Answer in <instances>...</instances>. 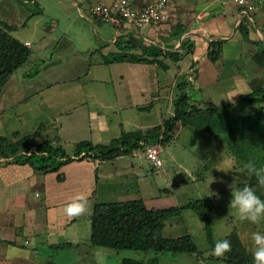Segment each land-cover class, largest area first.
I'll use <instances>...</instances> for the list:
<instances>
[{"label":"crops","instance_id":"crops-1","mask_svg":"<svg viewBox=\"0 0 264 264\" xmlns=\"http://www.w3.org/2000/svg\"><path fill=\"white\" fill-rule=\"evenodd\" d=\"M53 1L70 20L73 14L87 21L92 33L77 28L69 20L64 27L58 23L55 28L41 27L39 37L33 38L35 44L29 37L11 35L23 44L29 42L26 47L30 55L25 62L40 60L43 65L34 72L27 69L19 75L16 70L5 83L0 93V127L3 125L0 137L17 141L52 127L53 136L46 140L56 137L60 144L73 146L80 141L108 145L123 134L144 135L153 127L162 126L165 118L151 123L139 117L153 109L171 110L169 107H173L180 93H185L188 102L198 107L213 105L228 109L241 102L243 95L264 88V0H247L254 6L253 22L239 15L240 6L235 0H164L166 18L157 27L134 29L127 25L119 31L88 13L91 6L99 2L111 4L114 0ZM128 1L141 8L159 0ZM22 6V0H0V21L16 28L22 26ZM26 13L27 21L33 19L35 13L27 9ZM37 29L36 21L32 33ZM214 41L221 44L218 57L212 61L208 50ZM121 43L135 46L134 53L145 47H157L162 52L158 58L162 66L157 62H108L106 58L111 53L121 50ZM93 45L97 46L91 48ZM92 59L97 60L92 62ZM171 94L173 98L168 106ZM8 112L11 114L6 116ZM109 113L116 114L114 121L108 118ZM111 127L115 128L114 136L109 138ZM35 144L28 150H33ZM142 148L112 160L74 159L58 172L48 173H39L11 157H0V264H53L50 250L71 247L77 232L65 239L60 230L76 219L50 216V209L67 205L80 194L89 200L95 198L99 179L110 180L109 174L118 170L115 164L119 161L120 165H131L141 177L145 172L143 167L124 160L129 157L145 160ZM146 162L148 172L161 169L165 174L163 159L161 166ZM178 166L192 178L190 169L182 164ZM191 182L195 181L191 179ZM241 182L239 177L236 186ZM107 190L110 189H103ZM163 190L166 193L157 197L138 198L147 207L151 203L153 208H163L167 197L174 200L175 189L171 185L170 190ZM213 192L209 189L204 197H211ZM156 203L162 206H155ZM50 218L62 223L56 225L58 231L50 233ZM233 220L241 225L237 232L242 244L253 252L251 234L264 232V224L250 223L244 228L238 217ZM247 239L253 248L244 244ZM216 258L223 260L222 256Z\"/></svg>","mask_w":264,"mask_h":264},{"label":"rangeland","instance_id":"rangeland-1","mask_svg":"<svg viewBox=\"0 0 264 264\" xmlns=\"http://www.w3.org/2000/svg\"><path fill=\"white\" fill-rule=\"evenodd\" d=\"M22 1L24 4V6H22L23 9H20L21 15L23 14V19L21 21L22 26L17 27L10 33L14 37H29L35 44L37 41H33V38L36 40L39 37L41 27L55 28L57 23L61 27H64L69 23V15H65L66 12L62 10L63 8L61 6L58 4L54 5L53 0H36L40 5L39 7L37 6L38 4L35 5L32 0H26L27 2L25 0ZM26 9L30 13H35L33 19L27 21L28 15ZM36 21L38 22V29L34 31L33 34L32 28ZM70 21L73 22V25L77 28L81 27L88 33H92L88 29L89 25L87 24V21L83 19L81 20L77 16L74 17L73 14L71 15ZM96 46L97 45H93L91 48H95ZM95 60L97 59H92V62H95ZM42 65L43 64L40 60L36 62H33V60L27 61L17 69L16 75H19L22 71L27 69L34 72L35 69L41 68ZM172 98V94L170 97L168 95L169 103ZM241 100V102L232 105V107L226 110L233 116H247L254 114L260 107L264 108V102H248L243 99ZM170 105L171 103L168 106ZM169 108L173 109V107ZM172 109H153L141 115L139 119H148L151 123H154L162 120V118L167 119L170 117L173 114ZM10 114L11 112H8L6 116H9ZM109 114L108 118L114 121L116 114ZM92 125L94 126V124ZM2 128L3 125L0 127V131L3 130ZM52 129V127L40 129L34 134L35 142L39 143L50 138L51 135L53 136ZM114 129L115 128L112 127L110 128V132L108 133L109 138L114 136ZM94 133L96 132L94 131ZM158 145L161 147L162 152L160 156L164 161L163 168L166 177L161 169L148 172V163L137 157L125 158L124 161L130 160L132 161L133 166L137 165V163L142 166L145 172L141 177H139V174H135V170L131 165H120V161L116 163L115 168H118V170L114 168L115 170L109 174L112 179L110 178V180H106L104 177L101 178L102 180L99 179L97 183L98 198H96V196L89 200L91 205L89 212L83 216L75 217L76 220L74 222L67 223L60 230V233H62L64 235L63 237L67 240L73 237V231L77 232V237L76 235L74 236L75 244L71 247L62 249L53 248L50 250V259L53 264H121L124 259L140 261L142 264H229L213 255V249L206 238L203 225L196 213L190 209H184L178 217L166 220L161 232L163 236L170 238L181 237L188 234L191 236L197 247L196 253L112 249L90 244L89 218L93 210L92 205L94 202L96 204L117 202L138 198L140 196L150 199L165 194L166 192L163 189L167 188L170 190L172 185V188L175 189L174 195H172L174 200L169 199V196L167 197V202H164L163 205L165 204L164 207H168L177 203L182 206L190 200L203 198L208 194L209 189L210 191L213 189L215 190V192H213L214 195L210 197L214 210L212 239L217 242L219 240H224V238L233 230L237 232V227L239 229L241 226L237 225L236 223L238 222L233 220L235 217H238L236 210H230L229 208V202L232 198L231 189H225L233 184L234 181L237 182L240 177L242 182L239 184L240 186L237 185L238 187H242L244 184L253 181V184L250 186L256 190L257 195L261 197L264 194V188H260L257 183L252 180V177L247 175L246 171L243 170V163L219 137L212 136L208 132H203L202 130L193 127L183 126L179 123L176 136L170 141V143L168 145L165 144L166 146L161 144ZM61 146L67 154H73L74 146L72 144H61ZM163 146L165 147L163 148ZM23 149L24 148L21 150ZM179 164H182L187 170L190 169V171H188L193 175L191 179L195 182H191V179L184 174V169H181V166H178ZM104 167L105 164H103L102 169ZM81 169H86V167ZM221 169L222 171H220ZM222 188H225L224 191ZM103 189L110 190L103 191ZM161 204L162 203H156L155 206H162ZM151 205L152 204L150 203V206L148 207L151 208ZM65 206L66 205L50 209V216H63L64 218L61 219H66L67 215L64 212ZM224 217L226 221H223ZM54 221L57 220L50 218V233H52L53 230H57L55 228L56 225L62 224ZM241 222L243 223L244 228L250 224L248 221ZM262 223L264 224V221L259 223V225ZM247 240L248 242L244 240V244H246L248 248H253L252 242H250L249 239Z\"/></svg>","mask_w":264,"mask_h":264},{"label":"trees","instance_id":"trees-1","mask_svg":"<svg viewBox=\"0 0 264 264\" xmlns=\"http://www.w3.org/2000/svg\"><path fill=\"white\" fill-rule=\"evenodd\" d=\"M15 29V26L0 21V93L9 77L30 55L29 48L11 36L10 33ZM123 43L119 52L111 53L106 58L108 62H157L162 66L158 60L162 52L157 47H145L140 53H134L132 50L135 46ZM220 44V41H214L209 45L208 56L212 61L219 55ZM170 55L177 56L176 53ZM241 98L248 102L262 103L264 89L254 90ZM179 123L221 138L243 165L248 161H254L257 167L264 166L263 107L252 115L233 116L226 109H218L213 105L201 108L190 104L185 93H180L173 101V115L165 119L162 126H155L144 135L123 134L112 139L108 145L80 141L74 145L72 155L66 153L56 137L36 143L31 151L28 149L35 143L34 135L24 136L17 141L0 137V157H11L15 162L28 164L39 173L58 172L64 164L74 159L112 160L130 154L146 144L165 145L172 140ZM22 148L24 149L21 150ZM252 180L256 183L254 176ZM248 184L252 185L253 181ZM261 199H264V194ZM184 209L196 213L203 225L206 238L214 249L216 244L212 239L214 210L210 197L190 200L182 206L163 208H148L140 198L95 204L89 218L90 244L112 249L196 253L197 247L188 234L170 238L163 236L161 232L164 222L178 217ZM224 239L231 242V251L222 256L225 262L254 264L252 252L244 247L235 230ZM121 264L142 263L124 259Z\"/></svg>","mask_w":264,"mask_h":264},{"label":"clouds","instance_id":"clouds-1","mask_svg":"<svg viewBox=\"0 0 264 264\" xmlns=\"http://www.w3.org/2000/svg\"><path fill=\"white\" fill-rule=\"evenodd\" d=\"M249 177H255L260 188H264V166L257 167L254 161H248L243 165ZM232 198L229 208L235 209L241 221H248L252 224H259L264 221V199L257 195L256 190L249 184L242 187L236 186V181L229 185ZM89 199L80 194L73 198V201L64 208L65 214L70 218H75L87 214L90 210ZM251 240L254 244L252 252L254 264H264V232H253ZM231 251V242L227 239L216 242L213 255L220 257Z\"/></svg>","mask_w":264,"mask_h":264},{"label":"built area","instance_id":"built-area-1","mask_svg":"<svg viewBox=\"0 0 264 264\" xmlns=\"http://www.w3.org/2000/svg\"><path fill=\"white\" fill-rule=\"evenodd\" d=\"M235 1L240 6L239 15H243L253 22L251 13L254 11V6L247 0ZM164 2V0H159L141 8L134 7L128 0H114L111 4L99 2L91 6L88 13L91 18L108 23L117 31L127 25L134 29H142L147 26L157 27L166 18L163 10ZM24 45L29 46V42H25ZM161 152V147L158 144H146L142 148L144 159L153 166L162 165Z\"/></svg>","mask_w":264,"mask_h":264}]
</instances>
